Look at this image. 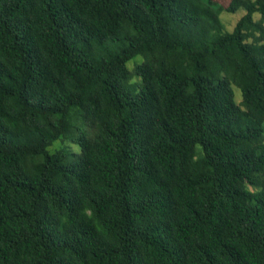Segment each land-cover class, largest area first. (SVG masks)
I'll use <instances>...</instances> for the list:
<instances>
[{"label":"trees","instance_id":"obj_1","mask_svg":"<svg viewBox=\"0 0 264 264\" xmlns=\"http://www.w3.org/2000/svg\"><path fill=\"white\" fill-rule=\"evenodd\" d=\"M0 264H264V0H0Z\"/></svg>","mask_w":264,"mask_h":264},{"label":"rangeland","instance_id":"obj_2","mask_svg":"<svg viewBox=\"0 0 264 264\" xmlns=\"http://www.w3.org/2000/svg\"><path fill=\"white\" fill-rule=\"evenodd\" d=\"M217 1H222L223 3H227L229 0H217ZM246 10L243 8H240L239 10H237V12L231 13V12H227V11H223L221 13V19L225 24V28L229 31H231L236 22L245 14ZM260 15L259 13H255V18H259ZM236 98L237 101L240 102L241 101V93L240 91L237 89L236 90Z\"/></svg>","mask_w":264,"mask_h":264}]
</instances>
